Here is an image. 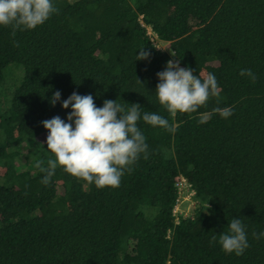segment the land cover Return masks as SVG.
<instances>
[{"label": "trees", "instance_id": "1", "mask_svg": "<svg viewBox=\"0 0 264 264\" xmlns=\"http://www.w3.org/2000/svg\"><path fill=\"white\" fill-rule=\"evenodd\" d=\"M54 6L34 30L0 27V86L8 65L24 70L0 108V264H264V240L253 235L264 231V0ZM141 50L149 57L136 61ZM170 60L201 79L215 75L218 90L197 111L170 114L157 101V73ZM56 91L61 102L77 92L97 107L138 104L174 130L139 122L147 158L118 188L97 189L60 166L44 184L42 169L54 156L42 122L66 121L70 112L49 103ZM181 179L197 205L177 217ZM233 217L246 226L249 246L240 256L218 243Z\"/></svg>", "mask_w": 264, "mask_h": 264}, {"label": "clouds", "instance_id": "2", "mask_svg": "<svg viewBox=\"0 0 264 264\" xmlns=\"http://www.w3.org/2000/svg\"><path fill=\"white\" fill-rule=\"evenodd\" d=\"M56 11L54 0H0V27H10L13 33L34 30ZM137 53L136 61L149 57L144 50ZM239 75L255 79L250 69H241ZM157 79L155 97L170 114L195 112L218 90L214 74L201 79L192 69L181 67L179 60L168 61L165 69L157 73ZM49 103L52 106L60 103L62 109L70 108V112L66 121L56 116L42 122L48 133L47 151L54 156L48 160V167L42 169L47 173L42 180L44 184L60 166L66 173L94 184L97 189L118 188L125 172L131 171L141 156L147 158L148 144L139 122L174 130L164 116L142 113L140 105L121 104L118 99L105 100L102 107H97L91 94L73 92L61 102V93L56 91ZM214 111L225 119L232 115L230 108ZM226 227L227 231L218 239L222 251L243 255L249 246L246 226L240 218L233 217ZM253 235L257 240H264V231Z\"/></svg>", "mask_w": 264, "mask_h": 264}, {"label": "rangeland", "instance_id": "3", "mask_svg": "<svg viewBox=\"0 0 264 264\" xmlns=\"http://www.w3.org/2000/svg\"><path fill=\"white\" fill-rule=\"evenodd\" d=\"M147 31L150 33V29ZM154 37V36H153ZM154 45L161 50H166L167 46L162 45L154 38ZM24 77L23 67L19 64L13 63L7 66L4 71V81L0 86V108L6 107V104L11 101V95L21 84ZM178 200L176 206L174 207L173 213L178 216H186L192 214L194 207H196L197 202L193 199L192 190L187 191L186 187L182 188L178 194Z\"/></svg>", "mask_w": 264, "mask_h": 264}, {"label": "built area", "instance_id": "4", "mask_svg": "<svg viewBox=\"0 0 264 264\" xmlns=\"http://www.w3.org/2000/svg\"><path fill=\"white\" fill-rule=\"evenodd\" d=\"M148 34L149 35H151V31H150V33L148 32ZM153 40H154V38H152ZM181 66V65H180ZM182 67V66H181ZM177 187H178V193H179V191L182 189V188H184V187H186V189H187V191H190L191 189H190V186L185 182V180L184 179H181V181L178 183V185H177ZM193 192V191H192ZM193 195H194V193H193ZM175 215V214H174Z\"/></svg>", "mask_w": 264, "mask_h": 264}]
</instances>
